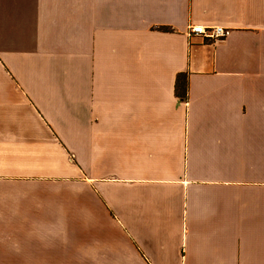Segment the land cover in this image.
<instances>
[{
	"label": "crops",
	"instance_id": "0c3cea01",
	"mask_svg": "<svg viewBox=\"0 0 264 264\" xmlns=\"http://www.w3.org/2000/svg\"><path fill=\"white\" fill-rule=\"evenodd\" d=\"M0 264H264V0H0Z\"/></svg>",
	"mask_w": 264,
	"mask_h": 264
},
{
	"label": "built area",
	"instance_id": "2783aa9c",
	"mask_svg": "<svg viewBox=\"0 0 264 264\" xmlns=\"http://www.w3.org/2000/svg\"><path fill=\"white\" fill-rule=\"evenodd\" d=\"M189 34L191 37H201L210 41H218L221 39H227L230 36L231 31L224 27L191 25L189 27Z\"/></svg>",
	"mask_w": 264,
	"mask_h": 264
},
{
	"label": "trees",
	"instance_id": "16d2710c",
	"mask_svg": "<svg viewBox=\"0 0 264 264\" xmlns=\"http://www.w3.org/2000/svg\"><path fill=\"white\" fill-rule=\"evenodd\" d=\"M187 78V74H180L179 77H177V97L181 99H186L188 94Z\"/></svg>",
	"mask_w": 264,
	"mask_h": 264
}]
</instances>
